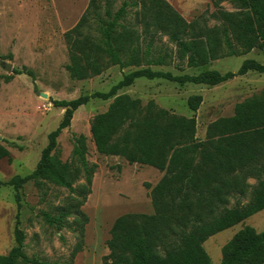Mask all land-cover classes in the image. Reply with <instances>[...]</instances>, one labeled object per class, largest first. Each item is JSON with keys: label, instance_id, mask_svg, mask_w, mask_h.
Wrapping results in <instances>:
<instances>
[{"label": "trees", "instance_id": "trees-1", "mask_svg": "<svg viewBox=\"0 0 264 264\" xmlns=\"http://www.w3.org/2000/svg\"><path fill=\"white\" fill-rule=\"evenodd\" d=\"M213 1L217 9L210 17L217 23L209 26L204 18L187 21L167 0H90L79 22L65 33L70 76L85 80L113 66L135 70L124 73L108 92L54 101L65 113L49 134L36 169L9 182L17 191L15 245L8 254L0 255V264H50L26 252L19 190L29 182L40 189L53 184L76 196L52 211L41 212V216L58 231L67 228L77 232L81 241L72 256L82 251L88 217L81 207L92 193L97 165L87 160V138L83 135L75 137L72 163L61 161L58 138L71 125L75 111L91 99H113L107 111L90 122L98 153L123 157L130 164L151 166L164 173L156 185L146 184L154 214L118 217L107 241L110 253L102 264H212L204 243L264 210V90L237 103L233 116L209 124L205 140L197 139L195 116L175 115L154 101L143 105L141 99L119 93L140 78L164 79L181 86H217L250 71L264 73V63L255 59H246L238 71L225 73L206 69L198 74H174L153 68L175 61L168 52H156L159 35L175 44V67L179 70H184L183 65L199 68L224 57L264 50V0ZM223 2L236 10L227 11L220 6ZM131 15L133 22L128 20ZM26 72L32 75L30 70ZM26 72L14 70L16 74ZM202 102V95L188 99L193 112ZM4 159L11 161V153L0 141V161ZM82 176L85 184L75 187ZM250 179L256 181L254 186L248 183ZM247 195L248 203L237 201L229 207L231 199ZM219 264H264V230L247 226L238 231L222 248Z\"/></svg>", "mask_w": 264, "mask_h": 264}, {"label": "rangeland", "instance_id": "rangeland-1", "mask_svg": "<svg viewBox=\"0 0 264 264\" xmlns=\"http://www.w3.org/2000/svg\"><path fill=\"white\" fill-rule=\"evenodd\" d=\"M187 21L204 18L207 25L217 23L210 16L217 9L213 0H167ZM90 0H0V141L11 153V161H0V255L8 254L15 245L14 229L18 213L16 189L9 184L15 176H27L37 167L42 152L48 144V136L63 119L65 108L56 107V100H74L95 92H108L120 81L124 73L135 68L121 70L113 66L103 74L85 80L70 76V63L65 33L72 29L85 13ZM227 11L236 10L229 2L221 5ZM118 7V5L116 6ZM134 21V16L129 19ZM201 20V19H200ZM201 23V22H200ZM203 24V23H201ZM156 52L162 50L175 58L169 66L153 67L174 74H198L203 70L236 72L246 59L264 63V50L254 49L242 56H230L214 60L199 68L184 70L175 67L177 48L167 36H158ZM11 66V71L7 67ZM14 70L29 72L16 74ZM29 73V74H28ZM13 76L9 81L6 76ZM263 76L250 72L246 79L237 78L219 86L178 83L147 78L137 79L135 84L121 90L143 105L154 101L162 109L180 116L197 119V139L205 140L210 120L232 113L235 104L251 98L264 90ZM42 94H47L45 98ZM202 95L203 102L193 112L188 99ZM113 99H91L79 107L71 125L58 138V155L61 161L72 163L75 137L87 138V160L97 165L93 175L92 193L81 207L88 217L82 239V251L73 257L80 236L67 228L58 231L45 223L41 212L52 211L76 196L62 187L47 183L43 189L33 182L20 190V227L26 232V252L50 264H102L110 253L107 241L116 219L128 213L154 214L146 184L156 185L164 173L151 166L130 164L119 156L98 153L92 140V118L107 111ZM203 136L205 138L203 139ZM251 186L254 179L248 180ZM85 184L84 176L75 184ZM250 192V188L248 189ZM250 195L236 196L229 207L237 201L248 203ZM73 221V218L70 219ZM264 230V210L225 231L210 237L204 247L212 264L222 260V248L244 227Z\"/></svg>", "mask_w": 264, "mask_h": 264}, {"label": "crops", "instance_id": "crops-1", "mask_svg": "<svg viewBox=\"0 0 264 264\" xmlns=\"http://www.w3.org/2000/svg\"><path fill=\"white\" fill-rule=\"evenodd\" d=\"M228 72V71H227ZM250 72H252V71H250ZM250 72H248L247 74H245V75H243V76H238V77H236V78H234V79H237V78H243V79H246V77L249 75V73ZM263 77H264V73H262L261 74ZM234 79H232V80H234ZM229 81H231V80H229ZM229 81H227V82H229ZM263 83H264V78H263ZM221 85V84H220ZM217 86H219V85H217ZM213 87H216V86H213ZM244 101V100H243ZM242 102V101H241ZM236 105V104H235ZM234 115V110L232 111V113H230V114H227V115H223V116H221V117H231V116H233ZM220 117H217V118H214V119H212V120H210V122L209 123H212V122H214V121H216L217 119H219ZM205 135H206V132H205ZM205 138V136H203V139ZM159 171V170H158ZM160 172V171H159Z\"/></svg>", "mask_w": 264, "mask_h": 264}, {"label": "water", "instance_id": "water-1", "mask_svg": "<svg viewBox=\"0 0 264 264\" xmlns=\"http://www.w3.org/2000/svg\"><path fill=\"white\" fill-rule=\"evenodd\" d=\"M7 70H8V71H11V66L7 67ZM42 96H44L45 98H47V97H48V95H47V94H42Z\"/></svg>", "mask_w": 264, "mask_h": 264}]
</instances>
